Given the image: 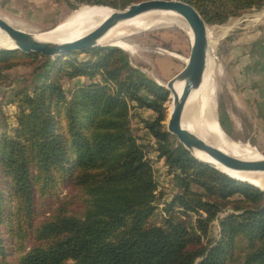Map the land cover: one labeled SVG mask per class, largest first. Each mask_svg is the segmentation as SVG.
I'll return each mask as SVG.
<instances>
[{"label": "trees", "instance_id": "obj_1", "mask_svg": "<svg viewBox=\"0 0 264 264\" xmlns=\"http://www.w3.org/2000/svg\"><path fill=\"white\" fill-rule=\"evenodd\" d=\"M63 1L69 8L124 9L141 0ZM182 1L207 25L264 3ZM18 65L34 66L40 81L15 93L13 129L0 119V264H264V192L178 144L163 124L167 90L132 67L123 50L96 47L55 58L0 50V88L4 72ZM76 78L86 83L65 91L62 81ZM134 108L155 114L142 120L153 146L132 130ZM218 123L230 135L220 104ZM152 151L177 189L159 221L163 194ZM222 212L219 234L210 238Z\"/></svg>", "mask_w": 264, "mask_h": 264}, {"label": "rangeland", "instance_id": "obj_2", "mask_svg": "<svg viewBox=\"0 0 264 264\" xmlns=\"http://www.w3.org/2000/svg\"><path fill=\"white\" fill-rule=\"evenodd\" d=\"M17 2L18 0H0V14L8 16L9 20L15 22L20 18V13L16 10L12 13L9 6ZM58 2L66 5V15L49 29L36 31L33 27L18 22L21 24L20 28L31 33L51 30L68 17L72 11L84 5L78 4L74 8H69L65 1L58 0ZM263 10L264 3L259 8H250L236 17H229L222 24L208 25L210 45L208 78L211 85L215 119L218 123V104H220L225 109L230 122V135H224L230 137L229 139L234 142H241L253 147L262 157H264V122L257 119L260 127L254 128L250 122L249 117L251 115L247 108L253 110L250 105L249 91L251 88L254 89L253 85L261 82L259 86L264 87V70H262V67H264V12L261 13ZM190 44L191 40L185 29L162 26L150 30L136 31L113 44H105L101 47H116L123 50L132 67L163 87L183 69L189 55ZM77 57L80 60L88 58L86 54H78ZM33 69L34 66L18 65L4 72L6 79L0 88V119L3 118L8 131L15 127L17 113L15 93L23 89L31 92L33 85L40 81V75L35 74ZM258 72L261 73L260 76L254 77ZM82 81L64 79L62 86L65 91H69L86 83L83 78ZM260 87L256 88L259 89ZM167 93V100L163 105L166 118L170 103L169 92L167 91ZM237 101L241 102L244 109L239 107ZM135 109L137 108L131 111V128L141 143L153 146V140L149 137L150 134L142 128V120H148L153 115L150 119L152 120L155 114L152 111L153 114L150 112L149 114L146 111L147 109H137V113ZM189 115L192 118L196 117V110H191ZM148 158L157 183V192L163 194L162 201L157 208L160 214L157 220L159 221L163 217L161 211L163 203L170 201L177 189L173 185L171 177L166 174L163 162L156 159V153L150 152ZM66 191L65 188L62 189L61 195L64 196L67 193ZM223 212H231V210L227 208ZM223 212L219 213L218 218L212 223L209 233L210 238H217L219 218L224 216Z\"/></svg>", "mask_w": 264, "mask_h": 264}, {"label": "water", "instance_id": "obj_3", "mask_svg": "<svg viewBox=\"0 0 264 264\" xmlns=\"http://www.w3.org/2000/svg\"><path fill=\"white\" fill-rule=\"evenodd\" d=\"M151 11L175 12L184 20L191 34L190 51L183 69L163 86L169 92V95H172V109L164 123L166 131L175 136L178 144L200 163L219 171L235 181L255 186L264 191V189L251 182L231 177L208 161L200 160L196 157L195 153H202L216 162L221 168L241 174L264 173V157L250 160L234 157L223 152L217 146L202 141L196 135L182 127L181 119L184 106L190 93L197 90L202 84L204 74L208 67L207 59L210 57L208 25L200 13L189 3L182 0H141L133 2L124 9L113 10L102 23L71 42L37 39L0 16V31L13 45V48L0 49L9 51L16 50L25 54L37 53L50 58L67 55L71 52L80 53L84 50L103 46L100 44V40L118 23ZM179 82L182 83V88L180 93L176 94L174 84Z\"/></svg>", "mask_w": 264, "mask_h": 264}, {"label": "bare ground", "instance_id": "obj_4", "mask_svg": "<svg viewBox=\"0 0 264 264\" xmlns=\"http://www.w3.org/2000/svg\"><path fill=\"white\" fill-rule=\"evenodd\" d=\"M111 12H113L111 8L104 6H81L72 11V13L60 22L54 29L36 33L27 32L22 29L20 30L33 35L35 38L40 40L71 42L94 29L102 23ZM263 12L264 10L261 13ZM162 26L183 28L187 31L191 40L189 29L184 20L178 14L172 11H151L118 23L105 34V36L100 40V44H113L136 31L150 30ZM0 48H13L12 42L1 31ZM181 88V82L174 84V91L176 94L180 93ZM169 97L170 103L168 105L167 116H169L172 109V95L170 94ZM193 109L196 110L197 114L194 118L189 115L190 111ZM181 124L183 128L196 135L202 141L217 146L220 150L229 155L248 160L262 158V156H259L253 147L241 142H234L230 140L226 135H224L218 126L214 114L212 91L210 80L208 78V67L204 74L202 84L197 90L190 93L186 101L182 113ZM195 155L200 160L208 161L235 179L251 182L264 189V173L241 174L228 171L221 168L216 162L212 161L202 153L196 152Z\"/></svg>", "mask_w": 264, "mask_h": 264}, {"label": "crops", "instance_id": "obj_5", "mask_svg": "<svg viewBox=\"0 0 264 264\" xmlns=\"http://www.w3.org/2000/svg\"><path fill=\"white\" fill-rule=\"evenodd\" d=\"M15 4H11L9 8L12 13H14L15 10L18 13H20L19 15L20 18L15 20V22H12L11 20H9L8 16L2 14H0V16L5 18L6 21L10 22L14 26L22 30H25L23 28H20L21 24H24L33 27L36 31H44L46 29H49L51 26H53L54 23H56L57 21H59V19L63 18L66 15V5L56 0H18V2ZM18 22L21 24H19ZM262 70H264V67H262ZM260 74L258 72V74L254 75V77H258L260 76ZM76 79L79 80V82H83L82 78H76ZM255 84L256 85H253L254 89L251 88V90H249L250 101H251L250 105H251V109L253 110H250L249 108L247 109L251 115L249 119L253 127L259 128L260 126L258 124L257 119L264 122V87H260L258 83ZM256 87H260V88L258 89ZM237 103L241 109H244V106L241 104V102L237 101ZM136 110L137 109H135V111ZM146 111L148 113L150 112L151 114H153L150 110H146ZM152 117L153 115L151 116V118ZM150 119L148 118V120ZM149 137L151 138L150 135Z\"/></svg>", "mask_w": 264, "mask_h": 264}]
</instances>
